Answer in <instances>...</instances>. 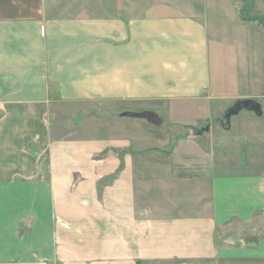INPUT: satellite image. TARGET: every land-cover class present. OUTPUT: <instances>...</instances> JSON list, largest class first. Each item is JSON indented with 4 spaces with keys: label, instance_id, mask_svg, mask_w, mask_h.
Instances as JSON below:
<instances>
[{
    "label": "crops",
    "instance_id": "crops-1",
    "mask_svg": "<svg viewBox=\"0 0 264 264\" xmlns=\"http://www.w3.org/2000/svg\"><path fill=\"white\" fill-rule=\"evenodd\" d=\"M203 6L0 0V264H264V165L180 181L197 186L140 207L126 155L97 191L119 164L112 148H128L86 138L97 105L210 100ZM63 110L78 137L52 124ZM234 224L260 238L217 237Z\"/></svg>",
    "mask_w": 264,
    "mask_h": 264
},
{
    "label": "rangeland",
    "instance_id": "rangeland-1",
    "mask_svg": "<svg viewBox=\"0 0 264 264\" xmlns=\"http://www.w3.org/2000/svg\"><path fill=\"white\" fill-rule=\"evenodd\" d=\"M196 1L204 4L209 30L210 100L176 105H97L87 116V121L95 124L94 137L86 138L128 146L112 148L119 164L109 177L97 182L98 194L120 177L126 155L133 165L132 188L140 207H152L159 200L168 202V196L187 194L197 186L180 181H195L215 172L229 174L233 166L248 159L264 165V0ZM249 100L257 104L260 115L249 108L231 114L239 102ZM63 111L52 124L64 123L69 131L64 138L78 137L81 126ZM145 111L153 112L163 123L154 126L132 117ZM108 155L106 151L97 158ZM255 229L259 230L250 224H234L217 237L255 242L260 238Z\"/></svg>",
    "mask_w": 264,
    "mask_h": 264
},
{
    "label": "water",
    "instance_id": "water-1",
    "mask_svg": "<svg viewBox=\"0 0 264 264\" xmlns=\"http://www.w3.org/2000/svg\"><path fill=\"white\" fill-rule=\"evenodd\" d=\"M248 108L254 110L256 112V115H260V111H258L257 104L252 100L246 102H239L236 107L232 110L231 114H237L241 109ZM132 117L137 119H144L145 121L154 126H160L162 124V120L156 114L149 111L134 113L132 114Z\"/></svg>",
    "mask_w": 264,
    "mask_h": 264
}]
</instances>
